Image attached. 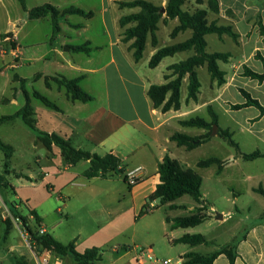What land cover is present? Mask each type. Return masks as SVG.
Here are the masks:
<instances>
[{
	"label": "crops",
	"instance_id": "1",
	"mask_svg": "<svg viewBox=\"0 0 264 264\" xmlns=\"http://www.w3.org/2000/svg\"><path fill=\"white\" fill-rule=\"evenodd\" d=\"M131 1L134 0H24L26 10L49 4L60 13L70 7L78 8L85 13H92L89 18L78 14H59L57 16L59 31L54 38H51L53 25L50 14L38 19H30L27 11L23 9L18 0H0V76L4 72L1 69L6 68L4 66L6 60H13V62L12 60L8 61L10 63L8 66L16 71L12 79L13 82L8 75L6 82L0 87V117L5 115L1 109L11 102L18 104L17 97L23 96V91H25L30 99L35 128L38 131L47 134L53 133L69 140L72 147L77 150L99 156L112 154L121 160L124 168V173L119 174L120 177L116 182L110 176L87 178L83 172L89 167L88 160L69 164L57 146L52 145L50 150L44 146L46 155L49 156L48 153L51 152L54 156L48 157L50 158L48 161L50 165L45 166L42 157L36 154L37 158H41V160L38 159L36 165L39 171L44 173L41 178L42 181L56 176L54 181H61L65 185L67 183L72 184L76 178H83L82 186H91V188H88L86 195H78L73 205H71V198L59 194L58 202L62 201V210H67L65 219L62 218L63 214L60 207L55 212L57 217L50 220L46 213L40 211L41 200L31 202V206L27 204L28 200H26L27 211L29 216L34 219L37 229L34 232L30 227L32 232L37 236L48 234L63 245L72 243L77 252L96 247L99 249L102 258L97 264H127L133 260L137 264H148V262L157 264L153 260L155 258L152 242L154 239L150 235L152 231H157L160 238L171 247L188 246L185 252L179 255L177 261L180 264L183 263L182 256L185 253L209 254L224 246H229L231 252L235 254L233 264H264V205L258 212L261 218L258 224L244 229L237 237L233 234L232 239L222 246H216L212 240L208 239L209 244L206 245L192 246L184 243H173V240L187 234L188 229L192 227L173 228L172 219L175 216L165 214L158 217L157 220L152 219L151 216L161 205L169 209H173L170 207L171 205L178 207L175 200L166 204H159L156 200L150 204L155 208L147 213H142L149 195L159 183L158 163L166 155L179 162L178 155L183 152L184 146H178L172 141L171 135L175 132L191 134L189 128L183 127L180 122L192 117L197 108L204 104H201L200 93H197V102L192 99L186 101L187 74L182 78L180 85L178 109L171 108L162 112L160 107L155 108L152 105L147 95L149 87L165 84L164 75L167 68L179 62L182 57L177 52L164 57L157 66L150 68L148 66L149 59L158 49V47L151 46L145 59L144 54L147 48L144 49L139 61L134 60L133 49L130 48L133 40L123 41L124 29L132 25L127 24L125 27L119 25L121 17L140 11L139 7H119L120 2ZM146 1L153 3V0ZM217 1L220 11L231 8L236 12H244L241 5L235 6L232 3L233 0ZM166 2L167 0H163L161 6L163 13ZM255 10L259 11L264 30V6ZM95 20L98 27L93 28L92 24ZM169 21L173 22V25L178 24L176 19H169ZM40 26H44L46 29L42 37L38 35V27ZM253 35L256 44L254 49L261 51L264 57L262 36L256 32ZM172 42L171 39L164 41L161 47L170 45ZM77 46H86L89 51L74 50L73 47ZM242 65L243 69L247 67L256 73L263 72L262 63L255 60L251 53L243 55ZM223 70L225 71V69ZM124 75L129 77L128 87L132 90L136 88L142 95L143 109L141 112L138 110L139 103L134 101L129 89L126 88L125 90L129 93L125 95V108L122 107V104L117 105V96L114 99L111 96V92L118 89L115 84L111 85V82L115 81L117 77L121 81ZM59 77L66 79L80 77V88L88 93L92 100L88 102L72 100L66 87L58 83L57 78ZM237 82L243 91L264 107V81L258 82L255 79L240 76ZM227 84L229 83L227 82ZM28 85L32 89L31 92L27 89ZM36 85L38 88L35 89L34 86ZM227 86L229 85H225L223 88H227ZM200 90H202V86ZM35 91L53 102L58 109H51L43 105L33 97ZM238 95L240 96L238 103H244L243 95L239 93ZM33 99H36L35 102L38 100L41 105L39 103L34 104ZM238 112L243 116L240 118L242 121L254 120L253 131L245 133L243 136L245 139L248 138L254 146L260 145V148L247 150L240 142L239 155L236 157L233 158L234 155L229 157L231 151H228L224 157L212 156L221 162V168L218 171H224V169L238 164L241 160L264 159V156L253 160L242 158V154H249L254 151L264 153V115L261 116L259 110L253 106L239 108ZM35 139L38 140L36 136L32 138L33 149L39 144L43 145L41 142L35 144ZM207 143H210V140ZM226 143L231 147L228 141ZM11 147L13 151V146ZM58 156L65 164L63 169L51 165L52 160ZM230 158H233V161L226 163ZM80 162H83L85 166L81 172H69ZM123 175H127L131 180H137V182L129 186L123 181ZM27 179L31 180L26 181L37 183L32 175H28ZM19 180L23 181L22 178ZM248 190L251 194L260 195L264 198V194H262L264 192L263 172L255 182L249 185ZM240 195L239 190H232L234 201L240 198ZM204 197L202 194V201L208 202ZM197 206H199L198 203ZM249 209L248 207L247 210ZM31 210L36 212L39 223L30 214ZM209 210L213 211V207L210 206ZM232 211L239 213L243 209L235 205ZM233 212H229L230 214L222 213V219H218L220 214H216L217 216L212 218L209 217L210 213H207V218L204 221H224ZM40 231H42L41 234ZM148 234V237H143ZM118 237H121L122 241L111 248L114 256L111 255V260H108L105 256L106 249L103 247L111 245ZM146 238L148 240H145ZM201 246H203L204 252H200ZM142 251L144 254H141ZM44 252L45 250L39 257L29 247L25 257L29 264H42ZM228 263L227 255L220 254L212 264ZM50 264H72V260L70 256H56L50 251Z\"/></svg>",
	"mask_w": 264,
	"mask_h": 264
},
{
	"label": "rangeland",
	"instance_id": "2",
	"mask_svg": "<svg viewBox=\"0 0 264 264\" xmlns=\"http://www.w3.org/2000/svg\"><path fill=\"white\" fill-rule=\"evenodd\" d=\"M232 3H234L235 6L241 5L244 12H236L231 8L222 9L221 11L220 8H218L217 11H214L213 8L209 6V0H184L181 7L184 11L189 13H193L196 10H204L206 12L205 18L208 24L213 23L216 26L230 27L231 32L235 35V37H231L226 33H211L204 36L206 53H225L228 55L226 61H217L219 69L223 71L224 82L218 84L217 80L212 78L206 62L195 67L200 85L198 93H200L201 104L204 105L198 107L194 112V115L190 117H199L207 122H211L210 112H213L216 115L217 125L220 129L226 131L230 135V139L235 143V146H228L226 143L227 140L218 134L211 135L206 139L202 138V136L208 132L207 129L182 125L183 127L189 128L191 133L189 135L197 138V140L195 141L196 147L193 150L184 147L182 148V154L178 155L179 164L182 168H190L202 177L200 190L205 196L204 198L209 202H203L202 204L204 205V214L208 215L207 213H210L209 217L215 218L217 216L216 214H230L229 212H233L232 210H234L235 205L243 209V211H240L239 213L233 212V214L224 221H204L196 227L188 229V234L200 233L204 235L206 239L212 240L216 246H222L232 239L233 234L237 237L244 229L258 224L261 220L258 212L264 205V198L262 196L251 194L248 190L249 185L256 181L261 172L264 173L263 158L254 161L241 160L238 164L236 163L234 166L224 169V171H218L219 166L216 163H213L208 168L197 167L198 161L212 156L224 157L228 151H231L229 157H232V155H234L233 158L236 157L239 155L240 142L247 150L257 147L260 148V145L256 144L254 146L248 138L245 139V136H243L245 133H251V131H253L254 120L250 119L242 121L240 118L243 116L238 112L239 108L234 109L233 106L239 104L238 98L240 96L238 93L242 95V89L239 87L237 79L240 76H244V69L242 67L243 55L251 53L252 57L260 62V57L264 58L261 51L254 49L256 44L253 39V34L256 32L259 36H262V41L264 43V30L260 20V14L259 11L255 10L256 8L259 9L264 6V0H233ZM153 4L156 6H162L163 0H153ZM97 24L98 23L95 20L92 27H98ZM129 24L134 25V22ZM177 25H173V22L166 19L164 15L162 16L157 23V29L154 32L155 44H152L150 35H147L144 47V49H147L145 50L144 59L151 46L161 48L164 41L166 42L171 39L173 42L170 45H174L182 43L191 37L192 31L190 29L172 34ZM45 32L46 29L44 26L38 27L39 37H42ZM178 53L182 57L180 61H183L193 56L195 51L194 49H187ZM11 60L12 59L6 60L4 65L6 68L1 69L4 70V72L3 75L0 76V87L6 82V77L8 75L13 82L12 79L16 71L14 68L8 66L10 64L8 61ZM37 66H39V63H37ZM24 69L26 70V68ZM223 69H225V71ZM165 75L168 77L165 79L166 83L176 78V75H173V70L169 68H167ZM186 75L187 74L184 76ZM128 81L129 77L127 75H124L121 81L118 77L115 81H112L111 85L115 84L118 89L112 91L111 96L113 99L117 96V105L122 104V107L125 108V95L129 94L125 90L126 88L129 89L130 95L133 97L134 101L139 103L138 110L141 112L143 109L141 104L142 95L136 90V88L133 90L129 88ZM181 82L182 79L180 85ZM227 82L229 84H227ZM225 85L229 86L223 88ZM201 86L202 90H200ZM34 88H38V85L34 86ZM27 89L30 92L32 90L30 85L27 86ZM197 96L198 94L196 95V102L198 101ZM168 97L166 95V99H168ZM17 100L18 104L11 102L3 107L1 109V111L3 110V114H13L25 104L24 95L17 97ZM34 100L36 99H33V101ZM188 100L190 99L186 97V101ZM35 103L40 104L38 100L36 102L34 101V104ZM209 108L211 111H209ZM35 136V133L23 124L21 117H14L11 120L0 123L1 141L13 146L8 167L4 166V155L3 152L0 151V176L3 177L2 183L4 184L0 189V218L2 219V221H0V264H29V261L25 257L26 253H28L29 247L33 249L37 256H42L44 249H41L40 246L37 245L30 233H28L23 227L22 221L18 218L20 215L26 217L28 226L31 227L34 232L37 230L34 219L29 216L26 208L28 205L31 206V202L34 203L36 200H41L40 211L46 213L50 220L57 217L55 212L56 209L60 207L63 214L62 218L65 219L67 210H62V201L58 202L57 199L59 194L71 198V205H73L78 195H86L89 190L88 188H91V186H82L83 184H81V182L84 181L83 178H76L72 184L67 183L65 185H63L61 181H54L56 176L46 178L42 181L41 178L44 176V173L42 171L40 172L36 165L38 159L41 160V158H37L36 154L42 157V162H44L45 166L50 165V163H48L50 158L48 157L54 155L50 152L48 153L49 156H47L46 149L41 144L36 146L34 150L32 147V138H35ZM209 140L210 143L206 144ZM34 142L35 144L40 143V141L36 139ZM233 158H230L225 162H232ZM52 161L53 163L51 165L57 166L59 169L65 167L64 162L59 156ZM84 168L85 166L83 162H80L75 168L70 169L69 172L74 173L78 171L79 173ZM28 175H32L37 183L29 182L31 179H27ZM119 177V174L111 176V178L115 180L114 182H116ZM20 178H22L23 181H20ZM232 190H239L241 192L240 198L236 201L232 198ZM26 200H28V205H26ZM175 203L178 207L173 209L161 205L153 212L154 215L151 216L152 219L157 220L158 217H162L165 214L175 217L188 216L194 212V209L197 206V203L188 194L176 199ZM210 206L213 207V211L209 210ZM153 207L154 206H151L150 208L153 209ZM248 207L250 208L249 210H247ZM3 221L9 222L7 234H4ZM150 235L154 239L152 242L154 244V257L156 259L160 261L166 259L169 264H180L177 260L179 259V255L184 253L188 248L187 245L171 247L160 238L157 231L150 232ZM148 236L149 234L144 235L143 237ZM145 240H148V238ZM121 241V237H118L111 243V245L103 247V249H106L105 256L108 260H111V255L114 256L111 248ZM199 250L200 252H204L203 246H201ZM127 264L137 263L133 260ZM148 264L150 263L148 262Z\"/></svg>",
	"mask_w": 264,
	"mask_h": 264
},
{
	"label": "trees",
	"instance_id": "3",
	"mask_svg": "<svg viewBox=\"0 0 264 264\" xmlns=\"http://www.w3.org/2000/svg\"><path fill=\"white\" fill-rule=\"evenodd\" d=\"M18 1L21 3L23 9L26 10L24 0ZM183 3L184 0H167L164 13L161 12V6H156L146 0H134L131 2L119 3L120 7L140 8L139 12L123 16L119 19V25L121 27H125L127 24L134 22V25L124 29L123 41L133 40L130 44V48L133 49V58L135 61H139L143 55L145 41L148 34L151 37L152 44H155L154 32L156 31L157 23L162 18L163 14L165 15L166 19L176 18L178 20V25L174 28L172 34H175L179 31H184L186 29H190L192 31L191 37L188 40L182 43L158 48L149 59L148 66L150 68H154L166 56H171L177 52L187 49H194L195 51L193 56L168 67L169 69L173 70V75H176L175 79L162 85H152L149 87L147 95L150 98L152 105L155 108L160 107L162 112H165L171 108H179L180 81L185 74H188L187 98L192 100L196 99L200 85L196 75L195 67L201 65L203 62L207 63L209 73L211 74L212 78L217 80L218 84H222L224 82L223 71L219 69L217 61H226L228 55L225 53H206V43L204 36L211 33H226L231 37H235V35L231 32L230 27L216 26L213 23L208 24L205 18L206 12L204 10H196L193 13L184 11L181 8ZM209 6L213 8L214 11H217L218 1L209 0ZM26 11L30 19H38L46 16L47 14L51 15L53 25L51 38H54L59 31V26L57 23V16L59 14H78L87 18L92 16L91 12L85 13L84 11L73 7H70L60 13L58 10H56V8L49 4L41 5ZM73 49L76 51H89L86 46H77L73 47ZM260 60L263 66L262 73H256L249 68L244 67L243 75L249 77L250 79H255L258 82L264 81V58L260 57ZM167 78L168 77L165 75V79ZM57 80L59 84L66 87L72 100H78L81 102H88L92 100V97L80 88V77L73 79L59 77ZM46 83L48 84V82ZM168 92L170 95L168 99H166ZM23 93L25 97V104L14 114L1 116L0 123L11 120L14 117H21L23 124L29 130L35 133L36 138L43 144V146H45L47 150H50L52 145L57 146L61 150V155L69 164H76L80 160H88L89 167L83 172V175L87 178L96 176L111 177L114 174L124 173L121 160L112 154L99 156L97 154H91L89 152L77 150L72 147L69 140L63 139L62 137L53 133L47 134L38 131L35 128L33 109L30 105L29 96L25 91H23ZM241 93L245 98V102L234 105V109L253 106L259 110L261 116L264 115V107L257 100L251 98L250 95L243 90H241ZM33 97L38 99L48 108L56 110L58 109L53 102L40 95L36 91L33 92ZM209 111H211L210 108ZM210 115L211 122H207L202 118L195 117L181 121L180 123L183 126L207 129L208 132L203 135L202 138L206 139L211 135L218 134L225 138L230 145L235 146V143H233V141L230 139V135L226 131L220 129L217 125L216 115L213 112H210ZM170 139L178 146H184L187 149L195 147V141L197 140L195 137L178 132L173 133ZM0 151H2L4 154V166L8 167L12 153V147L10 145L4 144L0 139ZM263 156L264 153H261L260 151L242 154V158L244 160H253ZM213 163L218 164L219 169L221 168L220 160L215 157H209L198 161L197 167L206 168ZM157 173L159 174V183L157 184L155 190L149 195L147 203L143 206L142 213L149 212L151 210L150 204L156 200H158L159 204H166L176 200L177 198H180L185 194H188L196 203L199 204V206L195 207L194 212L188 216H178L173 218L172 227L185 228L201 224L207 218V215L203 213L204 205H202L203 201L201 199L202 194L200 190L202 184L201 176L190 168H182L177 160L170 158L168 155H166L162 161L158 163ZM2 179L3 177L0 176V187L4 185L2 183ZM129 180L130 179L127 175H123V181L129 186L137 182V180H134V183H130ZM262 194H264V192H262ZM170 207L176 208L174 205H171ZM30 214L35 218V221L39 223V217L36 215V212L31 210ZM18 218L22 221L23 227L28 233H30L31 237L41 249L49 250L56 256H70L72 264H97L102 260L98 248L92 247L86 249L83 252H77L72 243L63 245L54 240L48 234L37 236L27 225L25 217L20 215ZM0 221H2L1 218ZM167 221H169L168 218ZM3 224L4 234H6L8 232L9 222L3 221ZM172 242L184 243L192 246L198 244H209L205 236L200 233H187L182 235L180 238L173 240ZM220 254L227 255L229 260L228 264H233L235 254L231 252V248L229 246L221 247L209 254L195 252L185 253L182 256V264H212Z\"/></svg>",
	"mask_w": 264,
	"mask_h": 264
},
{
	"label": "built area",
	"instance_id": "4",
	"mask_svg": "<svg viewBox=\"0 0 264 264\" xmlns=\"http://www.w3.org/2000/svg\"><path fill=\"white\" fill-rule=\"evenodd\" d=\"M130 181V183H134V180L132 179H130L129 180ZM42 233V231H40V234ZM144 251H142V253L141 254H144L143 253ZM45 256L42 258V264H50V251L49 250H45ZM149 258H152L151 256H148ZM153 260L157 263V264H169V262H168V260H166V259H163V260H158V259H156V258H153Z\"/></svg>",
	"mask_w": 264,
	"mask_h": 264
},
{
	"label": "water",
	"instance_id": "5",
	"mask_svg": "<svg viewBox=\"0 0 264 264\" xmlns=\"http://www.w3.org/2000/svg\"><path fill=\"white\" fill-rule=\"evenodd\" d=\"M218 219H222V215L221 214L218 216Z\"/></svg>",
	"mask_w": 264,
	"mask_h": 264
}]
</instances>
